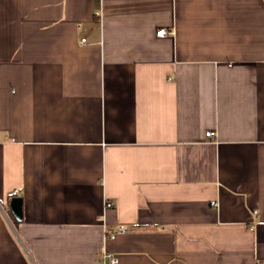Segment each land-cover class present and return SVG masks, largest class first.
Here are the masks:
<instances>
[{"label":"crops","instance_id":"1","mask_svg":"<svg viewBox=\"0 0 264 264\" xmlns=\"http://www.w3.org/2000/svg\"><path fill=\"white\" fill-rule=\"evenodd\" d=\"M104 251L264 264V0H0V264Z\"/></svg>","mask_w":264,"mask_h":264},{"label":"built area","instance_id":"2","mask_svg":"<svg viewBox=\"0 0 264 264\" xmlns=\"http://www.w3.org/2000/svg\"><path fill=\"white\" fill-rule=\"evenodd\" d=\"M157 34L158 35H165V34H167V30L166 29H160L157 32ZM85 41H86L85 38L81 39V43H84ZM206 135L211 137V136L215 135V132L214 131H207ZM18 193H19V190H14V192H13L14 195H17ZM118 231L124 232V231H126V229L123 227H119ZM115 236H116L115 232H111V233L107 232L105 234V237H109V238H114ZM99 262L101 264H116V263H118V257L116 255L108 252V251H104L99 258Z\"/></svg>","mask_w":264,"mask_h":264},{"label":"water","instance_id":"3","mask_svg":"<svg viewBox=\"0 0 264 264\" xmlns=\"http://www.w3.org/2000/svg\"><path fill=\"white\" fill-rule=\"evenodd\" d=\"M22 197L21 196H14L10 201V207L17 219L22 218Z\"/></svg>","mask_w":264,"mask_h":264}]
</instances>
